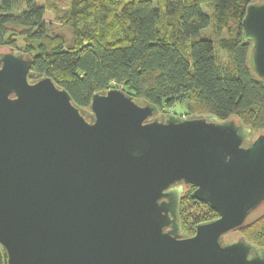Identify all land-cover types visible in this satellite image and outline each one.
Wrapping results in <instances>:
<instances>
[{
    "label": "water",
    "instance_id": "water-1",
    "mask_svg": "<svg viewBox=\"0 0 264 264\" xmlns=\"http://www.w3.org/2000/svg\"><path fill=\"white\" fill-rule=\"evenodd\" d=\"M264 78V0L242 20ZM32 60L0 51L3 264H264L240 229L264 204V131L213 113H162L110 87L80 107ZM219 216L182 231L185 188Z\"/></svg>",
    "mask_w": 264,
    "mask_h": 264
},
{
    "label": "trees",
    "instance_id": "trees-1",
    "mask_svg": "<svg viewBox=\"0 0 264 264\" xmlns=\"http://www.w3.org/2000/svg\"><path fill=\"white\" fill-rule=\"evenodd\" d=\"M18 1L0 0V48L23 51L32 60L29 78L50 76L80 107L120 87L162 113L181 105L183 114L213 113L242 121L255 136L264 131V78L242 27L247 6L260 0ZM194 188H185L179 207L188 235L219 216ZM234 236L264 248V204L225 240Z\"/></svg>",
    "mask_w": 264,
    "mask_h": 264
},
{
    "label": "rangeland",
    "instance_id": "rangeland-1",
    "mask_svg": "<svg viewBox=\"0 0 264 264\" xmlns=\"http://www.w3.org/2000/svg\"><path fill=\"white\" fill-rule=\"evenodd\" d=\"M59 3H60V4H63L64 1L60 0ZM18 4H19V7L22 5L21 0L18 1ZM46 18H47L48 21H51V23H52L51 26H52L53 29H55V30H60V29H61V27H59V25H58V23L56 22V20L53 21V18H54L53 14L48 13V14L46 15ZM63 29H64V28H62V30H63ZM8 49H9V48L4 47V48H0V51H5V50H8ZM169 112H175V113H177V114H181V113L183 114V112H184V108H182L181 105H176V106L172 107V108L170 109ZM237 238H238V237L234 236V237H233V240H235V239H237Z\"/></svg>",
    "mask_w": 264,
    "mask_h": 264
}]
</instances>
